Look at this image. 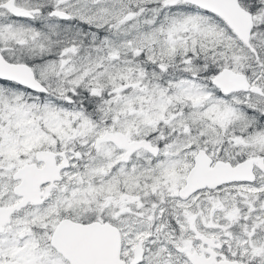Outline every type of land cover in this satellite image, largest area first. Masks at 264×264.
<instances>
[{"label": "snow or ice", "instance_id": "6c2138e0", "mask_svg": "<svg viewBox=\"0 0 264 264\" xmlns=\"http://www.w3.org/2000/svg\"><path fill=\"white\" fill-rule=\"evenodd\" d=\"M0 264H264V0H0Z\"/></svg>", "mask_w": 264, "mask_h": 264}]
</instances>
